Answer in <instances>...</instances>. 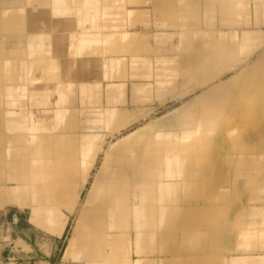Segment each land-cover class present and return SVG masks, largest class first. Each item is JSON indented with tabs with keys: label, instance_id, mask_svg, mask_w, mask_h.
<instances>
[{
	"label": "rangeland",
	"instance_id": "obj_1",
	"mask_svg": "<svg viewBox=\"0 0 264 264\" xmlns=\"http://www.w3.org/2000/svg\"><path fill=\"white\" fill-rule=\"evenodd\" d=\"M117 1L0 0V65L4 67L0 74V184L6 185L9 177L22 179L24 191L21 197L28 204L22 208L13 203L0 209V242L6 236L5 240H8L4 219L9 215L21 214L29 220L33 210H36L37 222L33 225H36L35 229L43 240L52 238L51 234L56 233L58 228L60 231L66 217L69 218L61 244L63 247H59L61 253L54 264H98L100 254L105 259L114 258L116 253L120 264H126L129 254L127 240L118 249L114 246L103 250L92 245L86 250L87 253H76L77 258L61 260L92 180L82 193L80 205L72 213L67 210L70 201L68 193L72 191L74 176L84 162L83 156L87 151L84 150L85 144L94 148L96 144L104 142L103 149L107 150L122 136L168 114L175 108L172 106L174 102L163 104L176 97L183 98L182 103H186L187 107L194 103L195 108H187L186 116L153 132L145 143L163 147L161 151L148 152L160 156L153 159H162L160 180L173 184L167 185L166 190L163 188L164 197L160 199L159 196L160 202L151 195L154 188L150 186L146 219L141 221L145 225L136 230V236L142 234L147 238L143 246L144 256L156 257L161 243L162 249H171L167 253V264H174L175 259L177 264H185L186 259L183 258L192 252L184 247L183 240L178 242V249L175 250V237L183 232L170 231V236L159 240V227L163 225L161 232L168 234V228L173 224L193 226L194 235L201 237L205 247L204 250L193 251L194 255L204 259V263L210 260L209 264H223L224 246L228 243L229 233L233 239L239 227L238 215L244 212L240 203L264 204V173L255 171V167L264 166V163L256 162L264 155V104L250 105L264 98V66L258 70L257 78L254 75L256 71H248L240 77V72L246 67L233 60V54L223 56L222 44L229 41L218 36L217 32L210 33L207 38L210 32L207 27L214 21L223 26L224 14L194 13L192 10L195 8L190 7L189 12L182 15V21L176 20L179 15L168 16L173 18L168 19L166 26L175 32V36L165 53L153 52L147 43L143 45L141 38L139 43L136 40V44H128L126 40H121L127 30H112L111 14L97 13L100 6H109L112 2L116 4ZM135 1L143 5V0ZM145 1L155 5L158 0ZM213 1L217 3L219 0H204V3ZM189 4L183 3V10ZM5 16L11 19L8 21ZM80 16L86 19L80 20ZM159 17L157 21L161 23ZM112 32L115 35L113 42ZM96 37L98 45L84 44L85 40ZM51 39H54L53 45L50 44ZM63 43H68V46ZM62 48L68 50L70 62H65L64 68L60 69L56 65L54 67L52 61L62 56L59 54ZM191 49H194L192 53ZM198 49L202 54L196 53ZM238 51L239 47L236 46L234 58L239 57ZM95 55H98V86L93 83L96 79L89 75L85 67L78 69L75 62L76 59ZM208 57H213L209 70L203 71L206 70L203 67L198 72L195 67L197 58ZM187 58L191 61L185 62L182 67L183 60ZM112 65L116 69L114 77H111ZM127 66L130 68L128 71ZM231 66L237 68L230 70ZM184 71L191 78L186 77ZM197 73L199 76H194ZM230 79L239 81L232 89L216 91ZM116 80L138 84L132 87L135 100L130 102L128 110L125 108V89L122 87L118 91H111L110 87L104 86ZM206 88L215 90L213 99H192ZM137 91L138 99L134 97ZM112 95L115 101H112ZM238 98L241 103L235 101ZM158 104L162 108H158ZM214 105L221 107L219 121L222 124L215 127L218 134L209 135V144L215 147L209 154L211 160L219 165L212 167L215 172L205 176L207 181H204L203 174L187 172L189 168L184 165L186 158L183 155L189 152L175 151L173 148L197 143L194 142L196 136L192 134L187 139H181V132L197 133L198 127L192 123L200 118L205 107ZM111 110L126 112L128 117L133 115L131 118L115 115L121 120L143 118L115 133L113 129L117 126L113 127L108 119ZM215 120L218 122V118ZM102 155H99L93 173L99 169ZM167 159L175 160L177 164L167 166ZM185 161L191 162V159ZM240 181H247V187L242 188ZM60 191L67 194L63 201L58 197ZM159 204L167 209L175 207L178 212L191 211L186 214L188 220L177 223L155 219L154 213ZM190 216H198L199 220L192 221ZM127 223L110 231L104 238L112 239V232L116 235L117 231L124 229L123 235ZM105 230H109L108 227ZM130 231V236H134V225ZM39 245L41 251L46 252V242L40 241Z\"/></svg>",
	"mask_w": 264,
	"mask_h": 264
},
{
	"label": "crops",
	"instance_id": "obj_2",
	"mask_svg": "<svg viewBox=\"0 0 264 264\" xmlns=\"http://www.w3.org/2000/svg\"><path fill=\"white\" fill-rule=\"evenodd\" d=\"M190 2V6L187 5L186 9L183 10V3ZM143 5L139 4V1L135 0H118L116 4L112 2L109 6H100V9L97 13H110L111 14V29H126L127 32L124 36L121 37V40H126V42L129 43H139L140 38L143 40V45H146V43L149 45V49H152L153 52H166L167 47L171 43V39H173V36H175V32H172L170 30L171 28H168L166 26L168 19L171 20L173 17H168L172 15H179L176 20L182 21V15L185 13H188V7L195 8L192 10L194 13H209V14H224L223 19V26H220L218 21H214L212 25H209L207 27V30L210 31L207 35V38H209L210 33H218V36H221L224 40H228L229 42L222 44L225 47H229L231 43H235L239 47V51L237 54H239L238 58H234V52L235 51H228L229 55L233 54V60L241 62L242 65H244V69L240 72V76H243V74L247 73L248 71H256L255 76L256 78L259 77V69L263 68L264 66V0H219L216 2H206L204 3V0H190V1H183V0H158L155 1V5L149 1L146 2L145 0L142 1ZM86 13V12H85ZM160 15V19L162 22H158V16ZM233 15V16H231ZM6 18V16L4 17ZM8 21L11 19V17H7ZM6 18V19H7ZM16 19V17H14ZM13 18V19H14ZM14 21H18L15 20ZM80 20L86 19V17L80 16ZM97 20V19H96ZM87 21H85L86 23ZM158 22V23H157ZM163 23V25H162ZM211 24V23H210ZM176 28V26H175ZM177 34V33H176ZM115 39V35L112 32L111 34V40L112 42ZM137 40V42H136ZM157 42V44H156ZM175 42V41H174ZM50 44H54V39H51ZM86 44H94L98 45V38L95 39L89 38L88 40H85ZM63 45L68 46V43H63ZM157 46V47H156ZM191 53L194 51V49L190 50ZM62 56L58 58L56 61H52L53 65L55 67L58 66L60 69L64 68L65 62L69 63L70 59L67 58L68 50L62 48L60 50ZM148 59L151 60L149 57ZM113 60V59H112ZM189 58L186 60L184 59L182 62V67H184L185 62H190ZM78 65V69L80 67L84 66L86 71L89 72L94 79H96L95 82H93L96 86H98V55L95 56H85L81 59H76L75 61ZM240 63V64H241ZM34 63H32L33 66ZM88 64V66H85ZM241 65V66H242ZM240 67V66H239ZM237 67L233 66V69L235 70ZM129 66H127V71L129 70ZM2 70H4V67H1L0 65V74H2ZM115 67L112 65L111 67V77L115 76ZM128 75V74H127ZM186 76V75H185ZM191 78V76H186ZM92 84V83H89ZM103 86V84H101ZM104 86L110 87L112 90H120L122 87L125 89V103H126V110L131 105L130 102L132 100H135V98L132 97L133 88L134 86H138V84H135L134 82H129V80L121 82L119 80L112 81L108 84H105ZM110 91V93H111ZM218 92L221 91V89L216 90ZM240 92V91H239ZM213 93H215V90H209V88H206L204 91L200 92L199 94H196L195 97L192 99H200V101H207V99H213ZM139 92H135L136 99L140 98L137 97ZM257 94V93H256ZM212 97V98H211ZM112 101H115L114 96H111ZM183 98L177 99L174 97V99H170L166 101L163 105H168L171 102H174L172 106L175 108L172 109L169 113L177 110L178 111V117L177 119H180L181 117H184L188 114L187 108L194 109V103H192L189 107L187 105L182 103ZM251 105V104H250ZM252 106V105H251ZM158 108H162L160 104H158ZM263 109V106L260 107ZM188 109V110H189ZM221 107L220 106H212V107H205L202 115L200 118L197 119L195 123H192L193 125H196L198 129L196 132H181V139H187L191 134L196 136L194 139V142L205 140L206 138L209 139V135L211 134H218L215 131V127L222 124L221 121V113H220ZM115 110H111V117H109L110 123L113 125V127L117 126L118 131L115 133H119L121 130H124L128 126L138 122L139 120H142V116L140 118H134L132 120L130 119H120L119 116L115 115H124L125 117H128L126 112H119L117 113ZM183 111V112H182ZM205 114H207V117H204ZM133 116V115H132ZM132 116H129L128 118H131ZM165 116V115H164ZM218 118V122L215 120ZM116 120V121H115ZM156 121H154L151 124H154ZM174 123V122H173ZM223 124H225V121H223ZM169 126V125H168ZM167 127V126H166ZM164 127V128H166ZM163 129V128H161ZM207 130V131H206ZM134 131V130H133ZM155 131L158 130H152L149 134L145 136L146 141L148 140V137L150 134H152ZM236 140V138H234ZM143 140V141H145ZM153 145V144H151ZM162 147V146H161ZM174 147L173 149L175 151L182 150L183 152H189L185 155L190 156L192 155L193 151L190 150H183L181 148ZM163 149V147L161 148ZM161 149H158L161 151ZM154 156H158V154H153ZM194 154V153H193ZM177 157V155H175ZM259 163H264V155L261 156V159L259 161H256ZM189 168L188 171H191L192 173L197 174H203L205 166L202 164V162L198 166L193 167H187ZM197 168L196 171L193 169ZM256 173H264V166H257L255 167ZM204 175V174H203ZM205 181V180H204ZM172 183L170 181L163 182L161 184V187L159 186V190H157L158 185H153L152 187L153 192L151 195L155 197L156 200L163 199V188L166 190L167 185ZM240 184L243 185L242 188L247 187V181H240ZM161 189V190H160ZM160 194L159 195V192ZM160 202V200H159ZM240 208L243 213L240 212L238 215V230L233 235V239L231 238V233H229L228 237V243L224 246L225 249V255L223 256V264H264V204H257V203H249L241 202ZM170 210V211H168ZM191 211H185V212H178L177 208H166L161 206L160 204L157 206V210L155 211V219H158L159 221H175V222H181V221H187L188 215ZM146 215L141 218H132L128 220L129 223V229L126 230V232L122 235V231H117L116 235H113L114 239V245L118 249L120 246H122V242L129 241L128 243V250L129 254L126 259V264H167V253L171 249L161 248V243H159V254L155 257H146L144 256V250L143 246L147 243V238L140 234V236H136V226L142 225L141 221L145 220ZM190 220H199L198 216H190ZM69 218L67 217L66 220L63 222V225L59 231L56 230V234L53 235L52 238H49L47 240H43L40 238L39 232L35 229V226L30 223L29 220H26L25 217L21 214L16 215H9L6 219H4L3 226L7 227L5 235H8L4 237V241L0 242V264H54L58 259L59 255L61 253V249L59 247H63V237L66 232L67 222ZM134 225L135 228V234L134 236H130V230L132 226ZM163 226V225H162ZM162 226L159 227V240H163L164 238H167L171 235V232L176 233L179 230L180 233L183 232L181 236L175 237V250L178 249V242L183 240L184 247L191 251L189 256H186V263L185 264H209L210 260H208L206 263L204 259L198 257L197 255H194L193 251L195 250H204V246L202 245V240L200 236L194 235V227L193 226H185L180 227L178 224H173L169 226V232L168 234L161 232ZM42 231V230H41ZM59 231V232H58ZM191 231V233H189ZM8 232V233H7ZM140 232V231H139ZM59 233V234H58ZM185 233V234H184ZM123 237V238H122ZM130 237L132 238V241H130ZM122 238V239H121ZM185 238V240H184ZM1 239V237H0ZM40 241L46 242V252H42L41 245H39ZM113 243V241H110ZM161 242V241H160ZM44 244V243H43ZM65 252V250H64ZM64 252L62 253L61 260L63 258ZM108 256V255H107ZM114 258L106 257L105 259H102V254L98 256V264H120V259L118 256V253L114 255ZM213 259H211L212 261ZM178 262L175 259L174 264H177ZM184 264V263H181Z\"/></svg>",
	"mask_w": 264,
	"mask_h": 264
},
{
	"label": "bare ground",
	"instance_id": "obj_3",
	"mask_svg": "<svg viewBox=\"0 0 264 264\" xmlns=\"http://www.w3.org/2000/svg\"><path fill=\"white\" fill-rule=\"evenodd\" d=\"M236 46L237 45L234 43H231L229 47L222 46V52L224 51L223 56H227V54H229L228 51H235ZM196 53L202 54V51L198 49ZM211 59H213V57L205 59L197 58L195 67L198 72L204 68L206 70L203 71H208ZM231 69H233V66L230 67V70ZM185 74L186 71H184V75ZM194 76L198 77L199 75L197 73L194 74ZM238 81L237 79H230L226 84L220 85V89H232ZM263 99L264 98H260L251 105L256 106L257 103L262 105L264 104ZM235 101L241 103L239 102V98ZM177 114L178 111L175 110L157 119L154 124L138 128L122 136L120 139H117V142L110 144L107 150L103 149L104 142H101L99 145L96 144L94 148L93 146H87L85 144L84 150L87 149V151H85L86 153L83 156L84 162L74 176L75 181L71 184L72 191L68 193L70 201L69 204L67 203V210L69 213H72L74 208L80 205L82 193L89 180L91 179L92 181L89 184V188L86 190L84 201L81 203L80 211L65 248L63 260L77 258L76 253L78 252L87 253L86 250L90 249L92 245L98 246V248H102L103 250L104 248L112 249L115 246L114 239L112 237V239H107V241L104 238L106 234L116 230L119 226H123L129 219L143 218L147 215L146 200L150 196V186L158 185V187H161L162 181L159 177L163 173L161 170L163 162L161 161L162 159H153L157 158V156L148 152L161 149L162 147L159 148V145L154 146L145 144V139H147L145 136L152 130H158L172 124L177 119ZM109 117H111V113ZM204 117H207V114H205ZM113 131H118V127H115ZM210 142L211 141L206 138L194 144L178 147L183 150L193 151L194 154L192 153V155L186 156V159L184 158L185 160L188 158L191 159V162H186L184 160V165L185 167H193L198 166L202 162L205 166L202 179L206 181L207 179L205 176H209V174L215 172L212 167L219 165L216 161L213 162L211 160L212 156L209 154V151L213 150L215 147L210 145ZM101 153H103V155L100 161V167L93 173L96 168L97 159ZM213 157H215V155ZM173 163L177 164L175 160L172 161L167 159L165 165L169 166ZM187 172L191 174V171ZM146 180L148 182H146ZM6 181L8 182H5L6 185L0 184V209L13 203L18 204L19 207L25 208L28 204L24 202L21 197L24 191L23 180L14 176L7 178ZM63 188L62 186V189ZM66 195L65 192L60 191V196L58 197L63 201L66 199ZM36 217L37 212L33 210L29 219L31 224L37 222ZM109 222L110 224L108 225ZM106 227H108L109 230L104 231ZM140 227L139 225L136 226V230ZM124 228L128 230L129 223H127ZM123 230L124 229L121 231ZM111 235H114V232H112ZM110 241H113V243Z\"/></svg>",
	"mask_w": 264,
	"mask_h": 264
}]
</instances>
